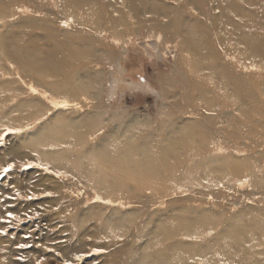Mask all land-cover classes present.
I'll return each mask as SVG.
<instances>
[{
	"label": "rangeland",
	"instance_id": "obj_1",
	"mask_svg": "<svg viewBox=\"0 0 264 264\" xmlns=\"http://www.w3.org/2000/svg\"><path fill=\"white\" fill-rule=\"evenodd\" d=\"M223 3L0 0V264H264V63L217 30L264 42V0Z\"/></svg>",
	"mask_w": 264,
	"mask_h": 264
},
{
	"label": "bare ground",
	"instance_id": "obj_2",
	"mask_svg": "<svg viewBox=\"0 0 264 264\" xmlns=\"http://www.w3.org/2000/svg\"><path fill=\"white\" fill-rule=\"evenodd\" d=\"M225 3H223V5L226 7L225 10H227V13L224 14V16H226L229 20L231 18V16L234 13H238V11L236 10L235 5H232L230 3V0H224ZM237 26V25H236ZM192 27V26H190ZM195 28H191L190 30H194ZM223 29L227 32V33H231V37L228 41L224 42L223 40H220L223 44L225 49H228L231 52H237L240 50H243V48L246 49V54L245 57L247 58V60L249 61V63H253L255 61V58L258 56L260 61L264 63V51L262 50V46L264 45V42L262 41H258L257 39H255L252 43L249 42V44H246V46H242L239 47L236 44H238L236 42V37L234 35V32L232 30L226 29L223 26H220L219 28H217L218 31L222 32ZM201 29H195V31H191L194 33V35L196 34L197 36L200 34V36H204L203 32H200ZM195 35V36H196ZM219 39H220V34H218ZM199 39L198 37H196L195 42L199 44ZM207 42H209L210 46L213 45V43L211 42V40L208 38ZM197 45V44H196ZM198 51V50H197ZM263 52V55H260L261 52ZM232 53V54H233ZM206 52L201 54L200 52L198 53V55H196V57L198 56L199 58H194L192 55L190 56V64L192 65V67L194 66V68L196 69V71H200L202 70L201 67H203V62L206 63V67H209V72H210V76L209 78V83L206 85V87L204 86L205 84L200 85V88L202 90L206 89L208 90V93H205L203 95V101H209V103L211 104L210 106H212L211 108L215 109V110H219L222 109L223 107H221V102L222 99L220 98L221 96H223L220 91H225L223 93H225L226 96L225 97V101L226 99H228L230 102H234L236 100H242V102L245 100V102H248V105L252 104V102H255V98H253L254 96L252 95V91L249 88V77H247L248 75H242L241 74H237L236 70L231 69V67L226 64L221 63L218 66H212V62L214 58L210 57L209 59H205L204 57L206 56ZM234 55V54H233ZM217 57V56H216ZM258 59V60H259ZM48 60V58H47ZM198 60V61H197ZM258 60L256 62H258ZM49 61V60H48ZM65 64V60L64 59H55L52 61H49L48 66H50V68H57V67H61ZM205 65V64H204ZM262 65V64H261ZM205 67V66H204ZM258 68V67H257ZM264 68V67H263ZM264 70V69H263ZM260 71V70H259ZM243 72V71H242ZM258 72V71H257ZM261 72V71H260ZM263 73V72H262ZM258 73H256L255 75H257ZM209 75V74H208ZM262 76V75H260ZM257 79V78H256ZM250 81V80H249ZM256 81V80H255ZM258 81V80H257ZM261 81V80H260ZM263 81V80H262ZM259 82V81H258ZM264 82V81H263ZM205 83V82H204ZM207 83V82H206ZM251 83V82H250ZM254 83V82H253ZM260 84V83H257ZM210 85H212L214 88V90L212 89H208V87L210 88ZM229 85H231V89L229 88ZM204 86V87H203ZM252 86V85H251ZM262 86V85H261ZM254 88V87H253ZM263 88V87H262ZM255 89V88H254ZM253 89V90H254ZM255 91V90H254ZM263 92V91H262ZM252 93V94H251ZM220 94V97L218 96ZM255 94V92H254ZM213 96V97H210ZM257 95V94H256ZM255 95V97H256ZM259 96V95H258ZM262 98V97H261ZM254 99V101H253ZM204 101V103L206 104V102ZM224 101V100H223ZM259 101V100H258ZM214 102V103H213ZM213 103V104H212ZM224 103V102H223ZM256 103V102H255ZM232 104V103H231ZM260 105V104H259ZM244 106H246L244 104ZM243 106V107H244ZM249 107V106H248ZM217 108V109H216ZM245 108V107H244ZM244 112H247V110H244ZM212 109V110H213ZM247 109V107H246ZM259 109V108H258ZM263 109V108H262ZM210 110V108H209ZM249 110V109H248ZM258 111V110H257ZM260 111V110H259ZM263 112V110H262ZM261 112V113H262ZM251 114V112H249L247 115L249 116ZM252 115V114H251ZM257 115V114H255ZM97 116V115H95ZM247 117V116H246ZM88 119V118H87ZM85 120V119H84ZM263 120V119H262ZM87 121V120H85ZM257 122V120H255ZM77 122V121H76ZM83 122V121H82ZM80 123V122H79ZM258 123V122H257ZM82 124V123H81ZM243 124V123H242ZM246 124V123H245ZM260 124V123H259ZM79 125V124H78ZM77 125V129H79V126ZM257 125V124H256ZM243 126V125H242ZM248 129V128H247ZM239 131V130H238ZM182 158V157H181Z\"/></svg>",
	"mask_w": 264,
	"mask_h": 264
},
{
	"label": "snow or ice",
	"instance_id": "obj_3",
	"mask_svg": "<svg viewBox=\"0 0 264 264\" xmlns=\"http://www.w3.org/2000/svg\"><path fill=\"white\" fill-rule=\"evenodd\" d=\"M33 91H35V89H33ZM64 106H67V105H64ZM0 142H2V138H0ZM14 167H15L14 164L9 163L6 167H4L3 169H0V177L9 173ZM25 167L30 168V167H32V165H26ZM17 195H19V193H17ZM49 195H51V194L49 193ZM28 198L31 199V197H28ZM8 215L10 217H12L13 219H17V217L13 216V213H11V212H9ZM0 234H3V233H0ZM19 247H25V245H19Z\"/></svg>",
	"mask_w": 264,
	"mask_h": 264
}]
</instances>
